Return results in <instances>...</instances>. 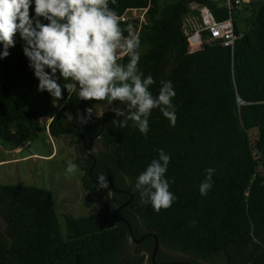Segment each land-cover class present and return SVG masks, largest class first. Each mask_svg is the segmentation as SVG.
Here are the masks:
<instances>
[{"label": "trees", "instance_id": "trees-1", "mask_svg": "<svg viewBox=\"0 0 264 264\" xmlns=\"http://www.w3.org/2000/svg\"><path fill=\"white\" fill-rule=\"evenodd\" d=\"M192 4L209 6L217 20L230 15L215 0H109L125 29L132 26L123 19L128 11L146 10L137 33L138 68L156 79L154 94L162 80L176 91L175 126L153 109L146 137L131 121L124 128L114 125L112 109L97 116L106 100H80L65 91L54 105L47 92L37 91L19 37L11 55L0 60V138L11 149L23 148L37 132L75 135L87 190H103L96 181L103 165L111 166L106 175L115 183L117 172L130 180L114 189L123 195L120 202L115 197L88 216L65 214V229L48 189L0 183V216L6 221L0 264H144L147 254L132 248L130 225L121 217L136 234L139 221L150 234L151 252L159 241L163 261L183 253L193 263L233 264L238 248L241 264H264V0H233L235 51L221 40L189 51L183 16ZM128 60L126 53L121 63ZM87 108L93 115L81 124L78 117L87 116ZM94 141L102 143L101 151L94 150ZM159 149L171 155L166 178L177 199L157 212L141 201L136 182ZM208 168L216 170L214 184L202 196L199 186ZM251 245L259 248L246 252Z\"/></svg>", "mask_w": 264, "mask_h": 264}, {"label": "clouds", "instance_id": "clouds-1", "mask_svg": "<svg viewBox=\"0 0 264 264\" xmlns=\"http://www.w3.org/2000/svg\"><path fill=\"white\" fill-rule=\"evenodd\" d=\"M17 37L23 41L27 66L38 81L37 91L47 92L54 105L64 99L65 91L80 100H106L109 104L118 101L112 108L117 117L112 123L124 128L131 121L145 137L153 109H159L175 126L176 91L172 82L160 81L154 94L156 79L144 76L138 68L139 35L133 34L131 25L121 27L109 0H0V60L11 55ZM118 49L129 54L126 64L118 62ZM85 111L87 116L78 117L81 124L93 115V108ZM67 118L73 121L71 113ZM170 162L171 155L159 149L158 158L151 160L137 177L141 201L157 212L170 208L177 199L166 178ZM77 171L78 166L69 162L65 175ZM205 171L207 175L199 186L202 196L212 189L216 170ZM96 181L97 187H108L105 174H99Z\"/></svg>", "mask_w": 264, "mask_h": 264}, {"label": "rangeland", "instance_id": "rangeland-1", "mask_svg": "<svg viewBox=\"0 0 264 264\" xmlns=\"http://www.w3.org/2000/svg\"><path fill=\"white\" fill-rule=\"evenodd\" d=\"M235 14L239 15L236 11ZM124 20L132 22L133 34H137L141 22L146 20L144 11L130 10ZM240 26L245 29L246 25L241 21ZM127 52L117 50L118 62L121 63L122 57ZM115 105H98L96 113L101 115L105 110H111ZM78 138L75 135H64L53 137L46 132H37L33 134L28 143L22 150L29 151L30 157H24V151L11 149L6 142L0 138V183L4 184H27L48 189L54 199L57 208L61 226L65 229V214L75 216H88L96 210L102 208L107 201H121L123 195L121 192H114L110 184L102 191L87 190L84 186L83 170L79 167L77 160L83 159V155L78 150ZM93 148L96 152L102 150L100 141L93 142ZM23 157V158H22ZM14 158H22L15 159ZM69 162L78 166V171L71 176L66 177L65 169ZM111 169L109 165H103L100 173L107 174ZM107 176V175H106ZM113 178L120 182L123 180L127 185L130 180L121 172H117ZM138 221L136 218H134ZM138 224L139 221H138ZM6 221L0 216V232H4ZM139 230V229H138ZM132 248H138L135 242ZM143 252L149 254L147 247ZM177 257L186 256L183 253H174ZM222 264V263H219Z\"/></svg>", "mask_w": 264, "mask_h": 264}, {"label": "built area", "instance_id": "built-area-1", "mask_svg": "<svg viewBox=\"0 0 264 264\" xmlns=\"http://www.w3.org/2000/svg\"><path fill=\"white\" fill-rule=\"evenodd\" d=\"M215 1L218 6L225 7L230 11L227 18L217 20L215 12L209 6L199 4H192L191 10L183 16V30L188 39L190 52L201 50L205 43L218 40L235 51L237 34L235 33V22L232 14L233 0ZM235 1L240 3L249 0ZM204 32H208V34L204 36Z\"/></svg>", "mask_w": 264, "mask_h": 264}, {"label": "flooded vegetation", "instance_id": "flooded-vegetation-1", "mask_svg": "<svg viewBox=\"0 0 264 264\" xmlns=\"http://www.w3.org/2000/svg\"><path fill=\"white\" fill-rule=\"evenodd\" d=\"M107 177V176H106ZM107 180H108V183H110V185H111V187H112V189L114 190L115 189V191H119V189L117 188V186L119 185L118 183H115L110 177H107ZM120 202V201H119ZM117 203V206H118V208L119 209H121V206H122V203ZM121 218H123L124 220H127V221H129L127 218H124V217H121ZM120 218V219H121ZM130 222V221H129ZM131 223V222H130ZM137 233L138 234H140V235H138V234H136L135 233V230H134V228L133 227H131L132 228V231H133V233H134V235H135V239L133 238V236H132V238H133V241L135 242V244L138 246V248H135L134 250L136 251L137 249H139L141 252H143V248L144 247H147L148 249H149V254H147V259H146V261L144 262V264H154V262H153V253H154V250H152V252H151V250H150V245L146 242V240H147V238H148V236H150V235H147V234H149V233H146L145 232V230L143 229V227H142V225L141 224H138L137 223ZM139 229V230H138ZM144 235H146L143 239H141ZM141 239V240H140ZM253 248H259V246L258 245H254V247H253V245H251L250 247H248V248H246L245 250H246V252H248V251H250V250H252ZM236 251L237 252H234V254L236 255V256H234L235 257V259L233 260V264H241V261L243 260V258H242V255H243V252H241L240 250H238V248H236ZM163 258H165L166 259V257H165V251H163V250H160V247H159V249H158V251H157V253H156V256H155V259H156V261L158 262V263H161V262H166V261H168V260H162ZM180 261H186V262H189L190 264H218V263H210V262H206V261H204V260H201V259H195V263H193V262H191V261H189L188 260V257L187 256H183V257H180V259H179Z\"/></svg>", "mask_w": 264, "mask_h": 264}, {"label": "water", "instance_id": "water-1", "mask_svg": "<svg viewBox=\"0 0 264 264\" xmlns=\"http://www.w3.org/2000/svg\"><path fill=\"white\" fill-rule=\"evenodd\" d=\"M30 155L29 151H24V157H28ZM129 225H130V231H131V234L133 236V238L135 239V235L132 231V228H131V223L128 221ZM147 235H150V234H147ZM146 235H144L141 239H143ZM140 239V240H141ZM159 249V241L156 239V245H155V248H154V253H153V262L154 264H190L189 262H186V261H180V260H173V261H166V262H161V263H158L155 259V256H156V253Z\"/></svg>", "mask_w": 264, "mask_h": 264}, {"label": "crops", "instance_id": "crops-1", "mask_svg": "<svg viewBox=\"0 0 264 264\" xmlns=\"http://www.w3.org/2000/svg\"><path fill=\"white\" fill-rule=\"evenodd\" d=\"M46 133H47V132H46ZM48 134H49V133H48ZM30 145H31V144L28 143V146H30ZM25 149H26V148H25ZM25 149L22 150V148H18L17 150H19V151L22 150L21 152H23V151H25ZM29 153H30V152H29ZM31 155H36V154H31V153H30L29 157H30ZM22 158H23V157H22ZM22 158H14V160H15V159H22ZM25 158H26V157H25Z\"/></svg>", "mask_w": 264, "mask_h": 264}]
</instances>
